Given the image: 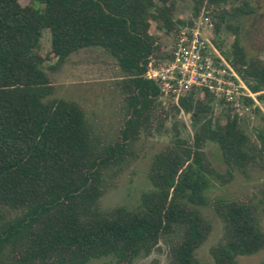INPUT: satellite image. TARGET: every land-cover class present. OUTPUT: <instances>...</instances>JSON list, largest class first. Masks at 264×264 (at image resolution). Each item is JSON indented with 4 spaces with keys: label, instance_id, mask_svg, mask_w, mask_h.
<instances>
[{
    "label": "trees",
    "instance_id": "obj_1",
    "mask_svg": "<svg viewBox=\"0 0 264 264\" xmlns=\"http://www.w3.org/2000/svg\"><path fill=\"white\" fill-rule=\"evenodd\" d=\"M180 1L0 0V264H86L108 255L116 264H133L164 240L169 264H238L240 256L264 248L259 204L251 197L206 195L211 178L225 183L235 169L264 168V127L252 142L237 114L213 117L212 94L191 91L177 104L162 99L158 83L148 77L150 67L171 59L180 28L194 25L204 11L214 21L213 41L220 49L223 30L234 33L222 51L257 93L263 109L252 97L245 102L264 120V60L247 56L239 27L228 23L254 8L250 0H192L191 16L182 18ZM230 3L235 5L227 9ZM153 23L170 35V45L151 33ZM44 30L51 46L42 55ZM88 47L108 52L125 76L127 111L111 142L95 134L79 103L53 96L47 72ZM181 111L194 119V134L177 133L155 155L148 171L152 189L142 193L140 205L103 210L106 171L134 154V142L151 132L156 119L163 123ZM207 142L219 147L225 173L207 160ZM201 206H212L223 222V236L211 248L213 263L196 257L212 231ZM8 245V257L1 258Z\"/></svg>",
    "mask_w": 264,
    "mask_h": 264
},
{
    "label": "rangeland",
    "instance_id": "obj_2",
    "mask_svg": "<svg viewBox=\"0 0 264 264\" xmlns=\"http://www.w3.org/2000/svg\"><path fill=\"white\" fill-rule=\"evenodd\" d=\"M22 5L31 0H19ZM254 12L237 20H229L231 26L239 27L238 37L249 58L259 56L264 60V0H250ZM235 4H227V9ZM192 0L177 3V13L182 18L191 16ZM161 45H170L171 37L157 23L151 26ZM214 32L209 27L202 29V37L210 38ZM224 50H228L235 38L234 33L223 30ZM51 46L49 30H44L41 38L42 55ZM221 48V50H223ZM48 64H46L47 66ZM47 69V68H46ZM49 77L55 86L53 96L72 99L85 110L88 122L93 131L107 142L118 138L123 126L127 100L121 84L125 79L123 72L114 57L100 47H88L70 54L66 61L56 71L47 69ZM247 92L246 89L242 88ZM248 93V92H247ZM257 96V94H254ZM167 100V99H166ZM213 117H224L225 111L240 117L241 127L246 131L252 142L257 141L256 133L264 127V120L254 111V105L246 104L245 97L240 98V107L214 98L211 102ZM255 105L263 109V104L255 101ZM247 106V107H246ZM247 108V109H246ZM221 123H224L222 120ZM151 132L143 131L140 138L133 144L134 154L125 158L119 165L112 166L105 174V189L101 197V208L112 210L118 206L133 209L140 205L141 195L152 189L148 171L155 155L171 144L177 133L183 138H191L194 134V119L191 114L181 111L176 116H170L163 123H153ZM204 151L207 160L219 172L225 173L228 167L222 160L219 147L207 142ZM210 200L218 197L239 199L251 197L260 206L261 223L264 229V168H250L246 173L235 169L229 182H221L211 178L210 188L206 191ZM199 209L211 222L212 231L206 241L197 249L196 257L202 263H213L211 248L223 236V222L216 215L212 206H201ZM10 246L3 250L1 258L8 257ZM169 244L161 241L150 254H141L133 264H169ZM86 264H116L113 255L92 259ZM238 264H264V248L252 255L240 256Z\"/></svg>",
    "mask_w": 264,
    "mask_h": 264
},
{
    "label": "built area",
    "instance_id": "obj_3",
    "mask_svg": "<svg viewBox=\"0 0 264 264\" xmlns=\"http://www.w3.org/2000/svg\"><path fill=\"white\" fill-rule=\"evenodd\" d=\"M206 26L213 30L214 21L202 11L194 25L180 28L171 59L159 67L149 68L148 77L158 83L162 99H171L178 104L181 97L197 91L202 96L208 92L236 107H240L242 96L252 97L258 102L254 95L257 93L251 92L213 41L215 34L210 38L202 37V29Z\"/></svg>",
    "mask_w": 264,
    "mask_h": 264
}]
</instances>
